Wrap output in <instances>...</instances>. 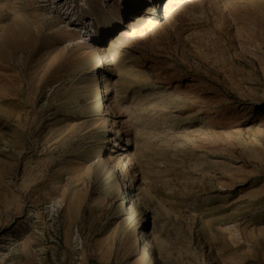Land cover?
<instances>
[{
	"label": "rangeland",
	"instance_id": "1",
	"mask_svg": "<svg viewBox=\"0 0 264 264\" xmlns=\"http://www.w3.org/2000/svg\"><path fill=\"white\" fill-rule=\"evenodd\" d=\"M0 264H264V0H0Z\"/></svg>",
	"mask_w": 264,
	"mask_h": 264
}]
</instances>
